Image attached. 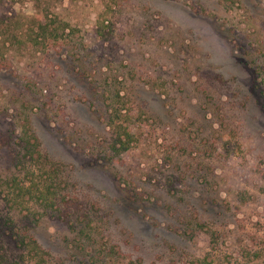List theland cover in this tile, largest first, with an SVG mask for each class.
<instances>
[{
  "label": "rangeland",
  "instance_id": "rangeland-1",
  "mask_svg": "<svg viewBox=\"0 0 264 264\" xmlns=\"http://www.w3.org/2000/svg\"><path fill=\"white\" fill-rule=\"evenodd\" d=\"M24 119L72 199L0 195V264L24 230L49 264H264V0H0L1 180Z\"/></svg>",
  "mask_w": 264,
  "mask_h": 264
},
{
  "label": "trees",
  "instance_id": "trees-1",
  "mask_svg": "<svg viewBox=\"0 0 264 264\" xmlns=\"http://www.w3.org/2000/svg\"><path fill=\"white\" fill-rule=\"evenodd\" d=\"M45 17V16H44ZM51 21V22H50ZM53 20H40L36 22V34L42 37H55L57 28L52 25ZM64 29L62 24L61 30ZM119 99H116L109 105V125L116 128V134L123 136L124 140H119V147L124 148L123 144H127L131 139L129 132L125 126L116 123L121 115H125V104H122ZM21 132L15 137V144L19 146L16 153L13 154L12 162L17 167L21 165L22 174L8 175L0 179V195L9 207L18 209H29V204H35L43 210H59L60 204L69 203L72 196H66L59 188L60 181H56L57 168H46V157L43 156L38 149L39 141L30 127L29 121L24 119L21 123ZM27 159L35 163L36 168L31 165L23 166L22 160ZM36 171V172H35ZM43 174V175H42ZM18 246L33 259L34 264H49V255L47 251L41 247L37 240L24 230L14 238ZM8 264V263H4Z\"/></svg>",
  "mask_w": 264,
  "mask_h": 264
}]
</instances>
